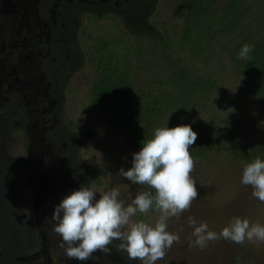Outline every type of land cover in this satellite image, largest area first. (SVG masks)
<instances>
[{
  "label": "trees",
  "instance_id": "trees-1",
  "mask_svg": "<svg viewBox=\"0 0 264 264\" xmlns=\"http://www.w3.org/2000/svg\"><path fill=\"white\" fill-rule=\"evenodd\" d=\"M49 1L55 0H46V3ZM78 1L61 0L54 14L55 26L62 31L56 33L59 42L52 49L53 55L41 62L46 78L43 86L47 88L48 98L56 100L58 114L63 113L70 77L91 63L94 79L90 84V101L98 112L113 122L134 152L141 149L143 140L153 136L156 127L167 122L170 128L189 124L197 133V140L190 146L194 160L212 153L246 163L257 156L264 159L256 144L245 138L242 130L236 129L234 117L221 114L227 110L223 102L232 105V99L237 96L224 86L218 69V65L228 61L233 76L245 85L250 101L264 108V0ZM43 3L41 0V7ZM166 11L168 16L164 18ZM80 13L82 17L88 14L89 17L113 18L119 21L117 27L122 26V31L101 32L92 44L82 48L76 31L83 21ZM40 15L43 20L52 22L48 4L42 7ZM244 44L254 47L247 59H240L239 51ZM55 55H63L65 64L54 75L51 60ZM14 95L12 103L19 100L18 94ZM9 111L11 113V108L6 106L0 110L2 137ZM45 122L39 120L47 135L51 129ZM48 135L66 158L67 170L79 187L101 183L98 169L78 158L80 146L93 132L70 128L56 129ZM14 163L8 159L0 165L11 190L17 182L8 173ZM140 187L147 190V186ZM1 193H6V185L2 183ZM3 202L6 201L0 198V205ZM10 209L13 217L7 214L8 218H3L6 210L0 215V264H24L25 261L16 258L21 255V245L24 247L35 236L41 247V228L35 223L36 230L31 234V229H23L17 223L15 206ZM11 233L16 238H11ZM118 244L119 241H113L110 254L94 253L92 261L103 258L102 261L111 264H132L127 254L118 250ZM240 252H244V258L239 256L237 264H264L245 254L243 248ZM114 253L120 257L112 258Z\"/></svg>",
  "mask_w": 264,
  "mask_h": 264
},
{
  "label": "rangeland",
  "instance_id": "rangeland-1",
  "mask_svg": "<svg viewBox=\"0 0 264 264\" xmlns=\"http://www.w3.org/2000/svg\"><path fill=\"white\" fill-rule=\"evenodd\" d=\"M33 2V0H31ZM164 18H167V11L164 12ZM161 17L162 14H160ZM82 18L81 27L77 28L79 32V42L82 48H86L93 43L95 37L101 32L118 33L121 32L122 26L117 27L119 21L109 17H92L87 14ZM25 59V58H21ZM27 59L24 61V63ZM26 64V63H25ZM18 66L23 67L20 62ZM214 66V68H216ZM6 69H1L0 82L6 83ZM220 77L224 86L233 92L237 99H232L234 103L223 102L227 110L221 111V114L233 116L237 125L236 129L242 130L245 138L255 143L264 154V108L257 106L250 101L248 93L245 91V85L238 77L233 76L232 66L226 61L223 65H218ZM226 69L227 71H224ZM16 75L8 74L7 78H16ZM40 79V73L33 76L35 83ZM94 79L93 66L86 64L81 67L72 77H70L66 92L63 120L67 128L73 130L91 131L93 135L86 140L78 150L80 162L98 169L100 184H96L98 191L109 188H118L121 193V199L131 202L135 195L141 190V187L132 184L126 178L120 176L119 169L125 170L131 167L132 154L134 151L125 143V140L119 134L116 126L105 115L98 112L90 101V84ZM31 82V81H30ZM29 82V83H30ZM28 83V84H29ZM52 111L51 106L43 107V111ZM44 114H47L44 112ZM51 114V112H50ZM40 126L34 123L30 126L29 136L26 142L20 134L13 133L9 138L10 158L16 161L14 173L18 174L20 186L17 190L18 211L15 219L20 226L29 229L35 226V208L37 219L43 233L44 239L53 233L55 221L51 218L55 206L71 191L79 188L77 182L71 179L68 172L67 164H64L57 173L60 174L61 181L55 185V179L58 175H51L50 172L44 171L42 160L38 158L49 157L51 163L54 159L52 145L49 141L39 138L41 136ZM14 132V131H13ZM63 159H66L63 157ZM64 161V160H63ZM22 163L33 164V174L39 176L36 181L27 180L28 173ZM61 163V162H60ZM194 171L191 175L198 181L197 188L199 197L195 199L188 211L184 212L177 220L172 218L168 222L170 231H179L180 243H174L167 251L163 260L157 261V264H237L240 257L244 258L245 254L253 260L264 263V242L247 241L243 244L234 243L230 240L221 239L215 242H209L208 246L201 250L199 247L192 246L190 241L195 238L191 236L192 228L188 225V217H194L198 222H207L211 230L219 232L234 216H240L249 219L250 222L264 225V203L252 196V188L241 183L242 171L246 162L212 153L205 158L194 160ZM70 165V163H69ZM67 170V171H66ZM63 188L64 195L58 192ZM52 190V192H51ZM47 198L45 196L50 195ZM33 199H40L35 205ZM99 199V193L96 194ZM18 201V202H17ZM17 209V208H16ZM3 213L0 205V215ZM158 214L150 211L147 215L137 214L136 219H145L148 222H154ZM180 229H183L180 231ZM53 242L55 248L59 249L60 239L55 238ZM35 240L30 241L28 249L21 251L18 256L20 260L28 257L29 261L24 264H57L48 256V246L54 250L51 243L47 242L41 245L40 253L42 256L34 255L38 248ZM46 245V246H45ZM101 253V252H99ZM54 259L57 256L52 254ZM63 255V253H62ZM31 256V257H29ZM240 256V257H239ZM43 257V258H42ZM64 257V255H63ZM119 254L114 253L112 258L118 259ZM88 262V261H86ZM74 263L76 261L74 260ZM68 264H70L68 262ZM104 264V261L102 262ZM113 264V263H112ZM132 264H140L139 261H132Z\"/></svg>",
  "mask_w": 264,
  "mask_h": 264
},
{
  "label": "clouds",
  "instance_id": "clouds-1",
  "mask_svg": "<svg viewBox=\"0 0 264 264\" xmlns=\"http://www.w3.org/2000/svg\"><path fill=\"white\" fill-rule=\"evenodd\" d=\"M253 47L244 44L239 58L247 59ZM197 138L189 124L170 128L166 122L156 127L153 136L143 140L141 149L132 154L131 167L119 169L118 174L132 184L147 186L131 202L120 198L118 188L98 191L95 183L83 184L66 195L51 218L67 259L86 262L96 252L110 254V245L119 241L117 248L129 261L157 264L163 260L173 244L181 242L179 231L169 230V220H178L199 197L198 181L191 175L195 163L190 154ZM241 183L250 186L252 196L264 203V159L257 156L244 166ZM150 211L158 214L154 222L135 218ZM188 225L195 238L190 243L201 250L221 239L238 244L245 240L264 242V225L240 216L232 217L219 232L192 216Z\"/></svg>",
  "mask_w": 264,
  "mask_h": 264
},
{
  "label": "flooded vegetation",
  "instance_id": "flooded-vegetation-1",
  "mask_svg": "<svg viewBox=\"0 0 264 264\" xmlns=\"http://www.w3.org/2000/svg\"><path fill=\"white\" fill-rule=\"evenodd\" d=\"M43 1L44 3L42 7H45V5L48 4V8H50V13L52 14V22L43 20L42 16L40 15L42 14V7L40 5L41 0H33V2L31 0H0V74L2 68H7L6 80L8 81L6 83L0 82V110L3 108V106H6L8 109L9 107L11 108V113L9 111V114L6 116L7 124L5 126L4 137L0 136V151L3 150L2 154H0V165L4 164V162L8 159L15 161L14 159L10 158L8 146L10 143L9 138H12V134H20L23 138H25L24 141L26 142L29 136L30 126L34 123H37L41 128V136L39 138L45 139L47 141L49 140V143H51L53 148L52 153L54 154V158H56L57 156L59 157L57 160L54 159L53 163H51L49 157H43V154L38 157L40 161L43 159L42 163L44 171L50 172L51 175H58V177L55 179V185L57 186L61 181L60 174L57 173V171L62 170L60 168L66 163L65 159L63 161L62 152L60 151V149L55 147L54 142L51 140L52 137L48 134L53 133L56 129L58 131H64L65 129L69 130V128L65 126L63 113L61 115L56 111V100L50 99L47 96V88L43 86L44 79L46 80V78L44 76V72H42L41 70V62L43 58H46L48 56L51 57L53 55L52 49L55 48L59 42L57 41L58 37L56 33H60L62 31L55 26L57 19L56 15L54 14L56 13V10L61 3V0H55L54 2L49 1L48 3H46V0ZM69 1L72 2L76 0ZM80 1L83 0H79L78 2ZM68 15L70 14L68 13ZM80 15L82 16L81 13ZM22 57L25 59H21ZM69 57L70 55L66 56L67 59H69ZM63 58V55L61 57L59 55L53 56L51 62L54 65L52 68L54 70V75L57 74L56 71L60 70V66L62 64H65ZM26 59L27 61L25 62V64L24 61ZM20 62L24 64L23 67L18 66ZM37 72L40 73V79L34 83L33 76ZM8 74H13L17 77L8 79ZM56 78H58V76H56ZM14 93L18 94L17 96L19 97V100L18 102L12 103V99L16 96L14 95ZM10 104H12L13 106H11ZM44 105L46 107L48 105L51 106L52 111H43ZM44 112H46L47 114H44ZM40 119L45 120V123H47L49 125V128L51 129V131L47 135L44 134L43 127L39 124ZM16 164L17 163L15 161L13 167H17ZM22 164L29 174L27 177V180H29V182L30 176L32 181H36L37 179H39L38 175L33 174V164L31 166L30 163H28L27 165L26 163ZM6 168L7 167H3V169ZM10 170L11 171L8 173L13 175L17 179L14 190L10 189L11 184H8L7 179L3 177V175H5L6 173H1L2 170H0V173L2 174V176H0V183L6 185V193H1L0 195V198L6 201L3 202V205H1L2 208H4V210L2 211L4 212L6 210L2 215L3 218H8V215H11V217H13L12 215L14 212L10 209L12 206H15V209L17 208L15 210V214L19 210V205H15V201L17 200V190L20 186V180L18 178V174L16 173L15 175L14 169L10 168ZM51 192L50 195L45 196L46 199L51 197ZM63 192L64 191L62 188L58 192V194L64 195L62 194ZM39 200L40 199L34 200L32 197L33 205H35ZM35 223L39 224L36 214V208ZM22 227L23 229H28L27 227ZM35 230L36 229L32 228L30 233H34ZM10 237L16 238L12 233ZM55 238L60 239V237L53 232L51 235H49V237H47V239H44L43 233L41 231L42 245L49 242L54 249L52 250L48 246V256L53 260V263H56L57 261V264H68V262L70 264H102L103 258L95 262L90 259L87 263L78 262L76 260V263H74V260H68L64 255L63 248H61L60 246L59 249L57 247L55 248L53 244ZM32 240H35L34 242H37V238L35 236L30 241ZM37 246L38 248L34 255H37V257L42 256V254L40 253V249L42 246L39 247V244H37ZM26 249H28L27 244L24 247L23 245H21L20 252L25 251ZM52 254L57 256L56 260L54 259V256ZM16 258L19 259L18 257ZM21 258L23 262L29 261L28 257L25 260V256ZM104 264L111 263L104 261Z\"/></svg>",
  "mask_w": 264,
  "mask_h": 264
}]
</instances>
